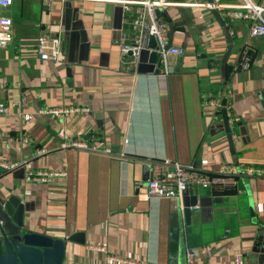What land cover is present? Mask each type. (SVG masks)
<instances>
[{"label": "crops", "instance_id": "crops-1", "mask_svg": "<svg viewBox=\"0 0 264 264\" xmlns=\"http://www.w3.org/2000/svg\"><path fill=\"white\" fill-rule=\"evenodd\" d=\"M177 3L164 9L183 22L173 45L186 51L167 55L158 73L134 70L121 51L120 35L132 27L118 4L13 0L6 10L14 37L0 48V102L9 107L0 113V159L13 168L0 167V200L16 195L27 228L66 241L63 264H127L111 255L188 264V248L196 264H235L240 252L249 264H264V175L245 172L264 168V36L250 39L251 21L223 8L212 7L226 26L212 8ZM78 21L87 41L75 31ZM44 33L62 37L60 62L40 58ZM247 41L251 66L233 69ZM56 106L88 111L69 118L41 112ZM165 159L206 173L231 163L236 184L191 185L186 197L197 196V203L188 210L186 197L183 206L178 198L138 197L157 164L172 167ZM29 169L64 175L36 182L27 179Z\"/></svg>", "mask_w": 264, "mask_h": 264}, {"label": "built area", "instance_id": "built-area-1", "mask_svg": "<svg viewBox=\"0 0 264 264\" xmlns=\"http://www.w3.org/2000/svg\"><path fill=\"white\" fill-rule=\"evenodd\" d=\"M122 7L123 14L131 23V31L123 32L117 43L123 53L130 56V63L136 65L140 51L148 48L150 36H154L157 41V50L164 56V61L169 54L182 55L185 53L183 46L171 45L166 49L168 42L169 25L161 14V10L174 6L177 2L173 0H108ZM13 4V0H0V48L6 47L13 41V20L7 14L6 10ZM179 5H193L204 7L223 8L226 14L235 18H243L251 21L248 37L264 36V5L254 2L253 0H242L239 4H223L218 0L214 2H197L186 1L177 3ZM242 48L233 69H247L252 63V47L250 42ZM39 56L42 60L58 63L61 61L62 52V37L57 34L44 33L39 37ZM165 64V63H164ZM217 67H212V71H216ZM226 92V91H224ZM223 92V95H224ZM221 98L217 99L216 107L221 106ZM8 105L0 102V113H7ZM88 111L82 106H56L42 109L43 114H47L53 118H69L74 114ZM26 119L31 118L30 115H25ZM71 146L87 148L88 145L82 141L69 142ZM165 164L172 167L167 170H162L160 164H157L154 169L152 178L146 185L144 192H140L138 197L149 199L152 197H167L178 198L183 206L185 197L191 185L198 184L203 187H222L225 185L236 184V171L231 163H222L215 173H206L193 165H182L178 162H172L165 159ZM0 167L5 170H10L13 165L7 161L0 159ZM246 173L252 175H264V168H246ZM64 175L58 171L47 170H32L27 171V179L36 182H50L56 177ZM111 259L118 260L127 264H137V261L124 259L122 257L111 255ZM187 263L196 264L195 251L192 248L187 249ZM235 264H249L244 255L240 252L236 255Z\"/></svg>", "mask_w": 264, "mask_h": 264}, {"label": "water", "instance_id": "water-1", "mask_svg": "<svg viewBox=\"0 0 264 264\" xmlns=\"http://www.w3.org/2000/svg\"><path fill=\"white\" fill-rule=\"evenodd\" d=\"M212 2L213 0H208ZM122 8V7H121ZM120 8V9H121ZM215 16L220 23L226 26V22L219 14V11L212 8ZM169 25L168 42L166 49L173 45V37L180 24L174 21L167 9L161 10ZM75 31L81 33L84 41H87V32L82 28L81 22L74 24ZM79 28V29H78ZM81 28V29H80ZM229 41L231 39L228 27L225 28ZM75 31H73L75 35ZM65 38L72 40L67 35ZM157 41L154 36H150L148 48L142 49L139 54L138 64L134 66V70L138 72H156L158 73L164 64V56L157 50ZM231 48L226 51L223 63L225 64ZM132 52L129 51L128 55ZM223 64V67H224ZM227 101L223 100V119L228 137L233 147V138L226 109ZM189 188L187 194L191 192ZM186 197V209L197 203V196ZM24 205L19 197L12 195L8 200H0V264H63L65 257L66 241L55 236L33 231L25 225ZM72 238V237H71ZM70 238V239H71ZM73 239V238H72Z\"/></svg>", "mask_w": 264, "mask_h": 264}, {"label": "trees", "instance_id": "trees-1", "mask_svg": "<svg viewBox=\"0 0 264 264\" xmlns=\"http://www.w3.org/2000/svg\"><path fill=\"white\" fill-rule=\"evenodd\" d=\"M251 54H253V53H251Z\"/></svg>", "mask_w": 264, "mask_h": 264}]
</instances>
